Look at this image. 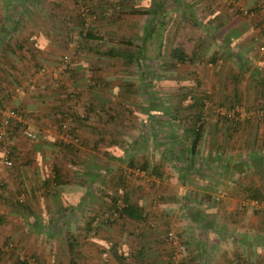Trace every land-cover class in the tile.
<instances>
[{
    "label": "rangeland",
    "instance_id": "374dc122",
    "mask_svg": "<svg viewBox=\"0 0 264 264\" xmlns=\"http://www.w3.org/2000/svg\"><path fill=\"white\" fill-rule=\"evenodd\" d=\"M47 1L41 0L40 5L38 2L25 3L30 5V9L38 7L36 11L43 27L46 24L42 18L43 5L45 6ZM159 1H165L166 14L160 13L158 22L164 16L166 25H158L157 32L145 42V47L153 57L143 61V68L136 61L130 62L127 59L140 50L147 32L146 26L149 28L152 15L132 14L129 12L130 5L119 6L116 0H99L97 5L101 2L104 7L107 6L105 10L96 7V11L103 14L93 25L94 30L100 32L98 34L100 36L83 41L79 38L80 28L77 26V12H75L77 8L74 0L62 2L72 12L71 20L75 30H72L74 35L69 36L72 39H69L71 45L66 46L69 49L64 50L59 61H63V56L67 54L69 56L67 64H72L71 61H74L77 55L83 61L84 67L86 66L85 73L88 79L86 86L88 93L90 92V96L79 94L77 88L71 84V71L67 70L65 85L73 89L74 95L71 96L70 92L67 95V92L63 91L64 102L70 106V109L65 111L69 114L77 112L85 117L88 113L86 110L88 104L93 105L94 110L90 113V118L85 121L91 123L90 126L98 127L94 135L100 142L92 150L101 159L98 158L97 162L102 171L100 173L105 176L111 174L113 177L119 173L126 174L128 184L125 188L114 179L116 189H109L110 182L107 181H110L108 178L111 176L106 180L102 177L103 182L101 184L97 182L95 187L92 184L94 190H90L96 198L101 199L102 208L97 206L94 209V206H91L84 209L78 204L77 206L75 203L72 204L74 208L71 210L70 218L74 219L75 224L72 225L70 222L67 231L76 232L73 237L78 242L75 243L73 253H83L87 256H78V264H92L97 260L102 264L105 261L102 255L105 251L106 257L110 259L109 263L113 262V245L119 246L121 250L125 249L129 254L133 251L136 255L135 248L138 246L141 233L147 236L149 251L154 253L160 251L166 257L164 263L160 264H184L185 262L182 261L188 253V245L183 255H175L174 248L166 240L167 233L174 230L186 243L189 236L193 237L191 236L193 232L187 230L189 229L188 210L190 206L193 207V203H199L198 200L204 198L205 189H208L209 193L212 192L210 195L213 199H209L212 206H217L219 211L226 212V207L233 205L230 211L234 216H238L243 212L239 208L241 202L251 198L250 193L236 201L230 199L231 194L227 192L236 189L242 192L246 189L248 192V189L255 186V180L264 188L262 107L264 98L257 92L255 81L264 79V49L260 48L264 45V40L255 39L261 34L260 25L257 23L262 17L250 14V9L253 7L240 5L235 0H133L134 3L131 5L133 4L137 9H146L150 8L152 3ZM67 3L69 4L66 5ZM0 7L5 11L10 10L8 13H12L13 8L23 10L21 0L0 3ZM52 20L50 24H53ZM196 21L200 24H194ZM92 24L93 22L91 26ZM87 30L85 28L83 32ZM122 39H133V46L123 45ZM160 43L162 45L159 50ZM110 47L117 48L118 56L111 57L104 53ZM176 49H181L188 55L197 50L202 54V58L194 64L178 62L174 54ZM214 56L215 61H212L211 58ZM109 63H114V66ZM176 63H178L177 67L172 66ZM145 83L149 86L144 85ZM236 90L241 92L239 98L235 96ZM148 95L153 97L151 101H147ZM92 96L94 98L90 99ZM198 99L204 102V106L198 102ZM235 103L243 106L240 107L242 119L239 124H234L230 120L225 121L220 113V111H231ZM154 106H158L157 109ZM176 109L180 111L178 118H175L173 112ZM199 111H203L202 120L206 123V130L198 148L200 155L196 163L197 167L203 168L204 171L201 174L197 171L186 173L178 167L180 165L174 163L165 148L170 143L167 139L173 135L179 140L177 148L190 145L192 123L188 116L192 117ZM162 120H165L164 124L161 123ZM54 123L50 141L60 142L62 141L60 123L58 121ZM78 136L79 142L74 144V150L64 148L63 151L59 147L55 150L58 153L55 163L59 162L63 166L67 182L65 188L70 190L74 200L83 197L82 192L86 189V185L80 178L81 172L92 164L83 158L89 156L88 147L85 145L87 141L80 134ZM136 138L139 139L137 149L134 147ZM131 145L132 150L129 148ZM216 155L221 158L216 159ZM132 157L136 160V167H141L145 160H149V174L131 166ZM222 162L232 165V169L224 173ZM244 162H248L249 167ZM256 164L259 166H254ZM106 165L113 170L108 171ZM155 166L159 167L161 176L153 170ZM211 166L215 168L211 170ZM242 169L243 173L246 171L244 182L240 176L242 174H239ZM127 193L131 201H137L145 207L148 212L145 220L135 222L121 218L111 226L99 227L96 234L92 231L84 232V226L76 224L78 219L83 217L82 215L95 217V221L102 220L112 209V196L122 197ZM185 194H191L188 202L184 199ZM91 196L88 198L90 199ZM41 202L44 203V200ZM254 205L257 210L262 209L258 210V213L261 212L264 217V203ZM246 210L252 209L249 207ZM232 216L231 213L229 217ZM61 226L62 224L55 225L54 228H58L57 231L62 228L66 232L64 226ZM77 230H80V236L77 235ZM68 233H64V236L68 237ZM36 235L33 239L35 241L31 239L27 242L28 249H21L26 252L22 254H34L39 257L40 263L43 261L47 264L44 254L33 251L42 246L46 254V251L54 246L60 247L62 236L60 235L58 242H55V240H45L44 231ZM82 236L83 238H80ZM38 239L39 241H36ZM53 254L55 256V253ZM129 254L127 255L130 256ZM57 260H60L59 264H70V257L66 259L64 256ZM146 264L159 263L156 258L148 257Z\"/></svg>",
    "mask_w": 264,
    "mask_h": 264
},
{
    "label": "crops",
    "instance_id": "0c3cea01",
    "mask_svg": "<svg viewBox=\"0 0 264 264\" xmlns=\"http://www.w3.org/2000/svg\"><path fill=\"white\" fill-rule=\"evenodd\" d=\"M11 1L19 0H0V3L6 4ZM27 1L41 2V0ZM55 1L58 3L57 5L53 4ZM63 1L66 0H48V4L52 3L51 5L45 3L42 18H47L52 14L61 18L69 17L68 13L72 12L68 11V8L62 3ZM235 1L240 5L256 7L259 0ZM37 8L32 7L35 12L30 11L27 14L21 9L14 10V8L12 13H8L10 10L5 11L0 7V108L11 107L22 110L25 113L24 122L27 123L28 128L33 132L42 130L45 138L28 139L15 127L14 149L11 154L15 164L12 167H8L4 163L5 152L0 141V264H21L18 261L19 257L32 260L30 255L34 256V254L23 255L22 253L26 254V252L21 249H28L27 242H30L31 239L35 241L33 239L37 236L36 234L42 231L45 233L43 238L47 241L58 242V237L62 236L61 246H54L46 251V254L40 246L33 253L44 254L47 264H54V262L59 264L60 260L57 259H62L64 256L66 259L69 258V236L65 237L64 233L70 227V222L72 225L75 224L74 219L70 218L71 210L74 208L72 204L75 203L76 206L78 204L84 209L91 206H94V209L97 206L101 207V199L96 198L90 190H94L92 186L95 187L97 182L100 184L103 182L102 177L106 180L111 176L108 178L110 181H107L110 182L108 188L116 189L114 187L116 181L112 175L105 176L100 173L102 171H100V165L97 164L100 157L92 150L100 142L94 135L97 133L98 127L90 126L92 124L86 122L84 124L75 122V131L87 141L85 145L88 147L89 156L83 158L92 162L81 172L80 178L85 181L86 185V189L82 192L83 197H77V200H74L70 190H66L67 182L63 169L61 184L58 185L55 182L56 173L52 164L55 165V158L58 155L55 150L58 146L55 145V142L50 141V138L54 131V121L60 119L62 111L70 109V106L64 102L65 95L63 93V91L66 92L65 82L67 79L65 76L67 72L61 71L59 59L64 50L69 49L66 46L71 44H69L67 27L58 28L59 26H55V23L53 26L50 24L51 22L43 27V25H39V22L33 20L38 14ZM23 17L27 20L21 21ZM146 28L148 27L146 26ZM75 56L74 61H71V68L74 70L70 81L77 88V92L85 96L90 93L86 86L88 80L85 73L86 66L84 67L83 61L77 55ZM42 66L47 67L44 73H40L38 70ZM103 70L105 71V68ZM92 98L94 97H90V99ZM71 108H73L72 105ZM61 167L63 166L61 165ZM106 169L111 171L109 165H106ZM245 172L243 173V169L242 172L241 170L239 172L242 174L240 176L243 182L246 176ZM91 177L93 180L89 179ZM257 183L255 180L254 192L264 193V188ZM205 192L209 194V190ZM246 192V189L243 192L236 189L227 193L231 194L230 199L237 201V199L245 197L250 190ZM209 199L211 198L207 196L203 202L193 203V209L202 210L206 217L204 220L198 219L199 222H192L188 215L189 229L187 230L193 232L191 235L193 237H188V253L182 262H185L184 264H264V217L261 212L258 213V210L261 209L257 210L253 204V201L257 200H252V198L246 199L247 202L243 200L244 202L241 203L246 207L241 205L239 208L243 212L234 216V213L230 211V208L234 207L233 205L226 207V212H221L217 206H212L209 203ZM40 200H44V203ZM225 202L227 201L225 200ZM79 206L77 209L80 208ZM249 207L252 210H246ZM231 213L233 216L230 218ZM82 216L76 224L84 226L83 231L85 232L86 226L93 217ZM60 224H62L61 227L64 226L66 232L62 228L59 229L60 231H57L58 228H54L55 225ZM77 231V235L80 236V230ZM74 233L76 234V232ZM147 257L156 258L159 264L164 263L166 258L160 251L154 253L149 250ZM98 261L92 264H99ZM109 264H117V262L113 258V262L111 261Z\"/></svg>",
    "mask_w": 264,
    "mask_h": 264
},
{
    "label": "trees",
    "instance_id": "16d2710c",
    "mask_svg": "<svg viewBox=\"0 0 264 264\" xmlns=\"http://www.w3.org/2000/svg\"><path fill=\"white\" fill-rule=\"evenodd\" d=\"M98 1L99 0H74V4L76 5L77 11H75L74 9L73 10L75 12H77L76 17H77V20H78L77 26L80 28V34H79V38H81L80 40L89 41V39L91 40L93 38H96V37L100 36V35H98L100 32L98 33L97 31H95L93 25L96 23V21L100 17H102L103 14L98 13V11H96L97 10L96 7H101L102 9L104 8V10H105L107 6L104 7L103 3H101V2L98 4V5H101V6H98L97 5ZM116 1H117V5L122 6V7L130 5L131 9H129V12L132 13V14H137L138 13V14H150V15H152L150 26H149V28H147V32L145 33V35L143 37V43H142V46L140 47V50L138 51V53H136V55L128 57V59H127L130 62L136 61V63L141 64V66L143 68V66H144L143 65L144 64L143 61L146 60V59L147 60L151 59L153 57V56H151V54H149L148 49L145 47V42L147 40H149V38H151L152 35L157 32L156 28H157L158 25L159 26H165L166 25V21H165V17L164 16L162 17V20L160 22H158V17L160 15V13H165V11H166L165 7H164V2L165 1L154 2V3H152L150 8H146V9H137L136 7L133 6V4L131 5V3H134L133 0H116ZM21 2H22V9H23V10H21L22 12H26L27 14H29L30 11L33 12V13L35 12V9H30V5L25 4V3H29V1L22 0ZM30 2L32 3L33 1H30ZM106 2L109 3V1H106ZM35 3H37V2H35ZM38 3H39V1H38ZM50 3H52V2H50ZM260 3L261 2L259 1L258 5L256 7H253V8L250 9V14H253V15L257 14V15H260V17H262V18H260V21L257 23V24L260 25L259 29H260V32H261L260 37L259 36L255 37V39L258 40V41L261 40V39L264 40V5H262ZM40 4L41 3H39V5ZM46 4H48V2ZM53 4L57 5L58 3H56V1H55V3H53ZM49 5H51V4H49ZM114 5H115V3H114ZM66 8H68V7H66ZM68 11L70 12L71 10L68 8ZM120 11H122V10H120ZM248 12L249 11H247V13ZM68 15H70V16L66 17V18H61V17H59L57 15H53L52 14V15H49L47 18H43V19L46 22V24H49L51 22V19H53L52 20L53 26H54V23H55V26H59L58 28L61 27L62 29H64V28L67 27L68 35L72 36V35H74L72 30H75L73 28V26H72L73 23H72V20H71V18H73V16H72V13H68ZM121 15H124V14H121ZM121 15L119 16L120 19L122 18ZM22 20L26 21L27 19L23 17V18H21V21ZM33 20H36L37 22H40V20L38 19V14L35 16V18H33ZM92 22H93V24L91 26ZM194 24L198 25L200 23L196 21ZM39 25H41V22L39 23ZM85 28L88 29L87 32H83ZM68 38H70V37H68ZM70 40H72V39L70 38ZM121 43L123 45H131V46H133L134 40L133 39H122ZM161 45L162 44L160 43L159 50L161 48ZM82 47H84V45H82ZM262 47H264V45L260 46L261 49H262ZM158 52H160V51H158ZM104 53L107 54L108 56H111V57H114L115 55L118 56V54H119L117 52V48L116 47H110ZM174 54H175V57H176L177 61L178 62H183V63L190 62V63L194 64L197 60H201V58H202V54H200V52H198L197 50L192 51V53L190 55H188L183 50L176 49ZM64 56H63V58H64ZM215 56L211 58L212 61H215ZM60 64H59V67L61 66ZM109 64L111 66H114V63H112V64L109 63ZM177 65H178V63L173 64L172 66L177 67ZM42 68H45L47 70V67H45V66L40 67L38 70L40 71ZM67 70L71 71V75L73 74V70L74 69L71 68V63L67 64V67L65 68V70L61 69L62 72H67ZM72 77H73V75H72ZM255 81L257 83L256 84L257 92L260 94L261 97L264 98V79L263 78L258 79V80L256 79ZM144 85L149 86L147 83H145ZM146 88H145V90H146ZM65 90H66L67 95H68V92H69L70 89L65 86ZM237 90L235 92V94H236L235 96H237L239 98L241 92H239ZM152 98H153L152 96L150 97V95H148L147 101H151ZM178 102H181V101H178ZM198 102L201 103L202 106H204V102H202L200 100ZM235 102H238V101H235ZM195 104H197V101H196ZM237 105L239 107H241V108L243 107L239 103H235L233 106L236 107ZM154 107L157 109L158 106H154ZM262 107H263V111H264V103H263ZM13 109L19 111L23 115V120L22 121H16V126H15L16 130H19L22 133L23 132V128H25V127L28 128L27 123L24 122L25 113L22 110H19V109H16V108H13ZM86 110H87V112L89 114L87 113L85 115V117L82 116L81 114L79 115L78 113H70L69 114L66 111H62V113H61L62 117L60 118V120H58V122L60 123L64 118L72 116L73 117V121L71 122V127H72V131L71 132L79 139V136H78L77 132L75 131V129H76L75 124L77 122L80 123V124H84L86 122L85 120L90 118V113L94 110L93 105L88 104ZM173 112L175 114V118H178V115H179L180 111L178 109H176ZM202 112L203 111H199L198 113H195V115L192 116V117L188 116L189 121L192 123V126L190 127V132H191V135H192V141H191L189 146L177 148L176 145L179 143V140L176 137H174V135L171 136V138L167 139L168 141H170V143H168V146L165 148V150L169 152V154L171 155L172 160L174 161V163L175 164L177 163L178 165H180L178 167L181 170L186 171V173H191V172L197 171V172H199L201 174L204 171L203 168L197 167V163H196L197 162V158L200 155L198 148H199V146L202 143V140H203V137H204V134H205V130H206V123H205V121L202 120V117H203ZM240 113H242V112L236 111V113H235L239 117L238 119L235 118L236 116L233 117V116H227V115H224V114H221V115L223 116L225 121L230 120L234 124H239L241 122V119H242V117L240 116ZM164 122H165V120L161 121V123H163V124H164ZM193 124H194L195 127H193ZM59 128L61 129V124H60ZM34 133L40 134L41 136L44 135V132L42 130H40L38 132H34ZM14 137H15V134L11 138L12 149H14V147H13V139H14ZM43 138H44V136L40 137L39 140L43 139ZM134 141H135L134 147H136L135 149H137V147L139 146V139L136 138ZM168 141H166V142H168ZM53 142H55L56 143L55 145L58 146L63 151H64V148H67L69 150H74V147H73L74 143H66V142H63V141H60V142L53 141ZM129 148L132 150L133 146L131 145ZM263 153H264V151H263ZM217 157L218 156L216 155V159H220L221 158V157L220 158L219 157L217 158ZM180 158H183V159H180ZM259 160H261V159L259 158ZM148 162H149V160L148 161L145 160V162L142 163L141 167H136L137 166L136 160H135L134 157H132V159L130 161V164H131V166L138 168L139 171L142 170V172H145V173L149 174L148 173V168H149V163ZM211 164L213 165L214 163H211ZM245 164L249 167V163L248 162H246ZM221 165L225 168V169H223L224 173H227L233 167L232 165H230L228 163H225V162H222ZM213 166H215V165H213ZM254 166L257 167L259 165L256 164ZM213 168H215V167L211 166V170ZM53 169L55 170V173H56L55 182H56V184L59 185L62 182V173H61V171H62L63 167H61V165H59L58 163H55V165L53 166ZM111 170H113V168H111ZM153 170L156 172L157 175L161 176L160 175L161 173H159V167L158 166H155L153 168ZM186 173H185V176H186ZM126 176H127L126 174L119 173V175L117 174V175H115V177H113V176L112 177H113V179L117 180V182L119 181V183L121 185H123L125 188H127L128 184L126 183ZM89 179L93 180V177H91ZM205 190L208 191V189H205ZM249 190H250V192L248 191L250 193L249 196H251L252 200H257L259 205L262 202L264 203V193H259V192L255 193L254 192L255 189L252 188V187ZM207 196H209V198L213 199V197L210 195V193L209 194L205 193L204 194V198L200 199L198 201L203 202L206 199ZM190 197H191V194H189V195L185 194L186 202H188L190 200L189 199ZM208 201L210 202V200H208ZM115 213H117L116 216H114ZM109 214H111L110 217L109 216H105V217H103L102 220L98 219L97 221H95L96 219H95V217H93L91 219V221L88 223V225L86 226L85 231L86 232L87 231H92L93 234H96V232L98 231L99 227L103 228V227H107V225L111 226V224L116 223V221H118L121 218L129 219V220H132V221H135V222H141V221L146 219V215L148 214V212L145 209V207H143L142 204L138 203L137 201H135V202L131 201L130 198H129V194L127 193V194H125L122 197H120L119 195H113L112 196V209L110 210ZM188 215L191 218L192 222L193 221L199 222L198 219H203L204 220V218L206 217L205 214L202 213V210L193 209V207H189ZM66 233H68V235H69L68 242H69V246H70V254H69L70 264H78V258H79L78 256H81V253L80 254H78V252L76 254L73 253L74 250H75V245H76L75 243L78 242L73 237V236H75L74 235L75 233L73 231L72 232L71 231H67ZM146 237L147 236L144 233H141V235H139L138 246L135 248L136 255H135V253L133 251H131V253L129 254L128 251H126L125 249L121 250L119 246L113 245V251H112V253H113L112 255L113 256L112 257L116 260L117 264H139V261H141L140 262L141 264L148 263L147 252H148V243H149V241L146 240ZM78 239L79 238H77V240ZM166 240H167V237H166ZM168 243H169V241H168ZM80 244H82V243H80ZM186 244L188 245V243H186ZM169 245H170V243H169ZM127 254H129L130 256H128ZM30 257L32 258V260L30 258L26 259L24 257H22V259H21L19 257L18 261L21 264H31L32 262L35 263V264H40V259H38L39 257H36L35 255L34 256L30 255ZM109 261H110V259L107 258L104 262H102V264H109ZM44 263L45 262L42 261V264H44Z\"/></svg>",
    "mask_w": 264,
    "mask_h": 264
},
{
    "label": "built area",
    "instance_id": "2783aa9c",
    "mask_svg": "<svg viewBox=\"0 0 264 264\" xmlns=\"http://www.w3.org/2000/svg\"><path fill=\"white\" fill-rule=\"evenodd\" d=\"M260 4L264 5V0H260ZM264 47H262V50ZM69 60V56L65 55L63 58V61H61V69L65 70L67 67V63ZM46 71L45 68H42L39 72L44 73ZM71 93V96L74 95L73 89H70L69 91ZM68 92V93H69ZM236 111L242 112L241 108L237 105L234 107L231 111H220L221 114L227 115V116H236L235 118L238 119L239 117L237 116ZM241 116V113H240ZM23 120V115L11 108V107H3L0 108V141L3 143L4 147V152H5V160L4 163L8 167L14 166L15 162L14 159L11 157L12 154V144H11V138L15 134V126H16V121H22ZM73 121V117L69 116L67 118H64L60 124H61V140L66 143H74L77 144L79 142V139L71 132L72 127H71V122ZM23 135L24 137L31 139V140H37L41 136L40 134H36L33 131H31L28 128H23ZM253 204H259L258 201H253ZM117 213L114 214L116 216ZM105 216H111V214H106ZM167 240L169 241L170 245L174 248L175 250V255L181 256L183 253L186 252L187 250V244L186 242L174 231L170 230L167 233ZM103 257H105L104 260L107 259V252H103Z\"/></svg>",
    "mask_w": 264,
    "mask_h": 264
}]
</instances>
